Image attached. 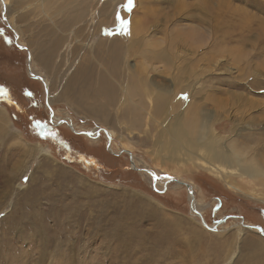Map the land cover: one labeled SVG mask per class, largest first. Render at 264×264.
I'll list each match as a JSON object with an SVG mask.
<instances>
[{"label": "rangeland", "instance_id": "obj_1", "mask_svg": "<svg viewBox=\"0 0 264 264\" xmlns=\"http://www.w3.org/2000/svg\"><path fill=\"white\" fill-rule=\"evenodd\" d=\"M128 4L0 0V264H264V0Z\"/></svg>", "mask_w": 264, "mask_h": 264}, {"label": "bare ground", "instance_id": "obj_2", "mask_svg": "<svg viewBox=\"0 0 264 264\" xmlns=\"http://www.w3.org/2000/svg\"><path fill=\"white\" fill-rule=\"evenodd\" d=\"M4 1V0H3ZM30 56V55H29ZM31 58V57H30ZM28 60H29V58H28ZM30 61V60H29ZM36 78H39L37 75H36ZM42 81H44V84H46L45 83V79L44 80H42ZM160 103V102H159ZM50 111H51V109H50ZM53 111V110H52ZM4 109H3V107H0V118L1 117H4ZM58 123H60V122H58ZM4 126H6V125H4ZM2 127V126H1ZM107 132V131H106ZM17 136V135H16ZM90 136H92V137H95V135H90ZM17 142V141H16ZM26 147H28V146H26ZM36 151L38 150V151H40V152H44V149L42 148V146L40 145L39 146V144H37L36 145ZM35 148V147H34ZM33 147H31V149L33 150L34 149ZM27 149V148H26ZM28 149H29V147H28ZM27 151V150H26ZM29 151V150H28ZM130 158H131V155H130ZM131 160V159H130ZM213 168V167H212ZM217 170H219L220 172H222V170L221 169H217ZM190 193V197H191V199L193 198V196H192V193L191 192H189ZM191 209L192 210H195V208L192 206V200H191ZM195 212V211H194ZM197 214V213H196ZM200 221H201V219H200ZM201 223H202V221H201ZM203 224V223H202ZM204 225V224H203ZM209 227H210V229L211 228H213V229H211V230H214V227L213 226H210L209 225ZM248 227H251V225H248ZM216 229V228H215ZM261 232H263V229L261 228ZM264 233V232H263ZM262 233V234H263ZM264 235V234H263ZM232 254V253H231ZM125 255V254H124ZM145 256V255H144ZM115 259V258H114ZM122 261H123V259H122ZM121 264V263H120ZM225 264H227V263H225Z\"/></svg>", "mask_w": 264, "mask_h": 264}, {"label": "water", "instance_id": "obj_3", "mask_svg": "<svg viewBox=\"0 0 264 264\" xmlns=\"http://www.w3.org/2000/svg\"><path fill=\"white\" fill-rule=\"evenodd\" d=\"M29 71V70H28ZM29 73L31 74V75H33L34 76V74L35 73H33L32 71H29ZM40 79H44L42 76H40V75H38V74H36ZM44 84V83H43ZM45 85V92L46 93H48V87H46V84H44ZM62 121V120H61ZM65 121V120H64ZM71 126V125H70ZM104 131H106V130H104ZM131 163H132V166H133V168H135V169H138L137 167H135L134 166V163L131 161ZM173 181H176V182H179V183H183V184H185L183 181H177V179H173ZM195 211V213H197V215L200 217V219H201V221H202V223L207 227V228H209L210 229V227L205 223V221H204V219H203V217L200 215V213L198 212V210L197 209H195L194 210Z\"/></svg>", "mask_w": 264, "mask_h": 264}, {"label": "snow or ice", "instance_id": "obj_4", "mask_svg": "<svg viewBox=\"0 0 264 264\" xmlns=\"http://www.w3.org/2000/svg\"><path fill=\"white\" fill-rule=\"evenodd\" d=\"M131 4H132V0H129L128 6L131 7ZM184 98L186 99L187 97H184Z\"/></svg>", "mask_w": 264, "mask_h": 264}, {"label": "trees", "instance_id": "obj_5", "mask_svg": "<svg viewBox=\"0 0 264 264\" xmlns=\"http://www.w3.org/2000/svg\"><path fill=\"white\" fill-rule=\"evenodd\" d=\"M31 79V78H30ZM32 80V82H37L38 83V81H36L35 79H31Z\"/></svg>", "mask_w": 264, "mask_h": 264}]
</instances>
